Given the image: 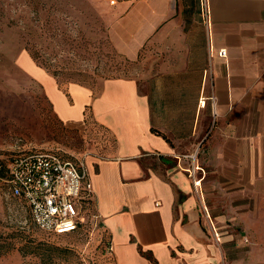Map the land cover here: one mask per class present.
I'll return each mask as SVG.
<instances>
[{
    "label": "crops",
    "instance_id": "0c3cea01",
    "mask_svg": "<svg viewBox=\"0 0 264 264\" xmlns=\"http://www.w3.org/2000/svg\"><path fill=\"white\" fill-rule=\"evenodd\" d=\"M115 4L133 77L64 89L22 67L61 123L115 142L80 162L116 264H264V0H209V20L202 0Z\"/></svg>",
    "mask_w": 264,
    "mask_h": 264
},
{
    "label": "rangeland",
    "instance_id": "374dc122",
    "mask_svg": "<svg viewBox=\"0 0 264 264\" xmlns=\"http://www.w3.org/2000/svg\"><path fill=\"white\" fill-rule=\"evenodd\" d=\"M118 1L124 0H0V236L24 234L33 253L24 256L20 249L27 241L17 240L0 264H116L100 223L62 236L41 231L27 204L12 196L7 168L13 155L28 150L74 162L113 150L111 135L93 122L61 123L22 64L34 62L64 89L70 83L96 89L109 78L133 77L135 63L118 54L109 38Z\"/></svg>",
    "mask_w": 264,
    "mask_h": 264
},
{
    "label": "built area",
    "instance_id": "2783aa9c",
    "mask_svg": "<svg viewBox=\"0 0 264 264\" xmlns=\"http://www.w3.org/2000/svg\"><path fill=\"white\" fill-rule=\"evenodd\" d=\"M202 9L209 20V0H202ZM8 184L12 196L27 204L33 222L44 233L67 235L98 224L93 185L83 162L52 151H23L9 161Z\"/></svg>",
    "mask_w": 264,
    "mask_h": 264
},
{
    "label": "trees",
    "instance_id": "16d2710c",
    "mask_svg": "<svg viewBox=\"0 0 264 264\" xmlns=\"http://www.w3.org/2000/svg\"><path fill=\"white\" fill-rule=\"evenodd\" d=\"M7 174H8V171H7ZM28 209H29V207H28ZM29 211H30V209H29ZM30 215H31V213H30ZM21 233H23V232H21ZM47 235H55V234H47ZM59 236H62V235H59ZM26 238L27 237L24 234L19 235V232H18V234H14V233L9 234L8 233L6 235H1L0 236V255L8 253L12 248H14L17 240H23V239H25L27 242L25 243V246L20 249V251L22 252V254L24 256L29 255V254H33L32 249L28 248V246H30V244Z\"/></svg>",
    "mask_w": 264,
    "mask_h": 264
}]
</instances>
